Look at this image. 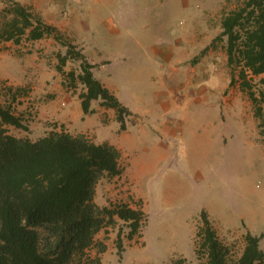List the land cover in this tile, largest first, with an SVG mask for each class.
I'll use <instances>...</instances> for the list:
<instances>
[{
	"label": "rangeland",
	"instance_id": "374dc122",
	"mask_svg": "<svg viewBox=\"0 0 264 264\" xmlns=\"http://www.w3.org/2000/svg\"><path fill=\"white\" fill-rule=\"evenodd\" d=\"M243 1L0 0V32L13 20L7 10L18 2L56 27L60 38L31 40L30 30L16 32L18 43L0 38V104L27 129L4 128L32 141L64 131L114 145L121 152L122 173L99 180L95 202L127 204L147 215L142 237L132 241L130 225L115 217L114 225L96 235L90 259L206 264L205 255L195 253L202 210L231 259L241 256L247 232L264 236V122L260 127L241 89V69L228 66L227 38L212 46L224 15ZM78 16L80 22L73 21ZM69 45L129 110L125 130L101 100L91 103L94 113H83L80 94L86 88L77 76L84 60L60 61ZM185 53L193 55L188 62ZM200 62L202 72L192 74L190 67ZM263 78L248 76L257 96ZM38 231L43 236V229ZM99 245L106 248L103 254ZM260 248L264 251V237Z\"/></svg>",
	"mask_w": 264,
	"mask_h": 264
},
{
	"label": "trees",
	"instance_id": "16d2710c",
	"mask_svg": "<svg viewBox=\"0 0 264 264\" xmlns=\"http://www.w3.org/2000/svg\"><path fill=\"white\" fill-rule=\"evenodd\" d=\"M7 10L13 20L0 32L4 41L29 31L31 40L54 37L57 29L43 22L29 8L13 3ZM21 23V26H19ZM222 33L213 44L226 37L225 52L230 68H240L241 89L247 92L254 107V116L264 122V78L257 96L248 76L264 74V0H244L221 20ZM62 65L68 58L84 60L68 46ZM207 48L204 50L206 51ZM93 66L83 61L78 81L86 91L80 94L84 114H92L91 103L113 109L121 130L126 129L124 113L129 110L117 96L93 74ZM62 72V68H59ZM72 75V79L75 78ZM235 84L231 76L230 85ZM27 129L21 119L0 104V264H101V258L90 259L88 252L95 246L96 235L115 224V217L130 225L129 240H134L147 215L127 204L100 207L95 202L96 185L103 176L117 177L122 173L121 152L108 142L95 143L85 135L50 132L32 141L10 135L4 126ZM38 229H43V236ZM264 237V236H262ZM262 237L247 232L245 247L237 259L230 258V248L218 237L209 214L202 210L197 227L195 253L205 255L206 264H264ZM119 253L123 251L121 238ZM99 245V254L105 252ZM182 262V260H181Z\"/></svg>",
	"mask_w": 264,
	"mask_h": 264
},
{
	"label": "crops",
	"instance_id": "0c3cea01",
	"mask_svg": "<svg viewBox=\"0 0 264 264\" xmlns=\"http://www.w3.org/2000/svg\"><path fill=\"white\" fill-rule=\"evenodd\" d=\"M95 4H98L97 2H95ZM94 4V5H95ZM80 6H82V4L80 3L79 4ZM80 6H78L79 8H80ZM78 21V22H80L79 20H80V16H78L77 18L76 17H74V19H73V21ZM52 23V22H51ZM210 30V26H209V24H208V31ZM190 33H192V34H195L194 32H191V28H190ZM206 45H207V42L204 44V46H202V48H204V47H206ZM182 54V53H181ZM175 56V53H173L171 56H170V60L173 58ZM178 56V55H177ZM182 56H184L185 57V59H184V61L185 62H188V61H190L191 60V58L193 57V55L190 53L188 56L186 55V53L184 54V55H182ZM200 65V66H199ZM201 62L200 63H198V64H196L194 67H190L191 68V73L192 74H195L196 72H198V73H200V72H202V68H201ZM189 66H191V65H189ZM199 70V71H198ZM264 75V74H263ZM230 83V82H229ZM233 87V86H232ZM254 117V116H253ZM254 119H255V117H254ZM256 121V120H255ZM256 124H257V122H256Z\"/></svg>",
	"mask_w": 264,
	"mask_h": 264
}]
</instances>
